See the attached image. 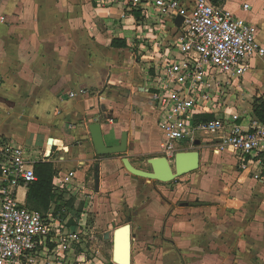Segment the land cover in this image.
<instances>
[{
	"label": "rangeland",
	"instance_id": "374dc122",
	"mask_svg": "<svg viewBox=\"0 0 264 264\" xmlns=\"http://www.w3.org/2000/svg\"><path fill=\"white\" fill-rule=\"evenodd\" d=\"M118 11H114L115 15L96 14V27L100 32L97 33L111 37L125 32L127 46L117 48L131 53L118 55L115 52L107 57L105 72L117 82L113 84L108 79L102 88L87 89L88 96L97 97L99 101L101 96L106 99L105 107L98 104L88 120L94 122L99 115L100 122L107 124V135L112 133L109 125L117 120L133 121L122 126L123 131L132 134L127 152L107 158L120 163L122 157L132 156L139 163L138 168L151 171L148 159L165 155L159 151L161 134L156 126L153 103L149 96L140 94V84H137L142 79L147 87L153 84L150 64L141 62L142 51L147 53L148 43L136 34L140 29L145 30L142 24L148 19L141 15L139 21L122 22L123 18L130 19L131 12L125 11L120 16ZM254 16L248 11L243 17L255 22ZM141 42L145 48H140ZM256 70L264 76V64H259ZM229 104L236 115L254 116L249 100L229 99ZM145 132L153 140H143L140 136ZM198 136L203 138L200 144L184 151H199L200 166L177 180L148 181L132 175L122 166L130 182H120L122 188L117 190L101 189L100 183V190L96 192L93 166L84 184L72 181L57 189L63 198L52 204L50 213L58 218L62 235L48 244L47 261L55 262L60 257L69 264H116L112 261V241L105 234L112 235L117 227L128 223L132 228V264H264V187L243 175L228 150L218 153L209 135L198 133ZM120 141L119 135L106 142L119 145ZM186 146V141L179 143V149ZM144 151L150 152L139 154ZM28 155L30 157L29 152ZM101 157L97 155L98 159ZM169 159L174 167L175 156ZM141 186L155 189L168 207L167 212L159 211L163 214L160 216H157L158 211L154 215V212H142V204L150 196L145 199L139 193ZM115 191L117 195L111 200ZM24 197L25 189L19 188L18 199L23 202ZM151 201L155 209L158 200L151 197ZM155 217L156 222H152Z\"/></svg>",
	"mask_w": 264,
	"mask_h": 264
},
{
	"label": "crops",
	"instance_id": "0c3cea01",
	"mask_svg": "<svg viewBox=\"0 0 264 264\" xmlns=\"http://www.w3.org/2000/svg\"><path fill=\"white\" fill-rule=\"evenodd\" d=\"M212 1L224 5L240 17L252 11L255 15L254 23L259 28L258 40L264 46V0ZM245 4H250L251 9L244 10ZM115 10H120L117 12L120 16L125 11L131 12L121 4L103 7L90 0H0V137L23 145L27 155L29 152V158L35 163L53 162L55 168L58 167L56 174L75 171L73 181L79 185L85 183L91 168L98 166L99 176H102L101 189L117 190L122 188L120 182H130L122 169V161L119 163L118 160H110L108 155H100L102 157L98 159L99 154L94 148L88 128V125L93 123L88 118L98 104L105 107L106 99L101 96L99 101L97 97L88 96L87 91L95 86L104 87L108 79L109 82L116 83V79H111L109 73L105 72L107 57L115 52H118V55L129 52L111 45L112 38L126 39L125 32L120 31V35L111 37L98 34L100 32L96 27V14L115 15ZM129 16L130 19L123 18L122 22L139 21L132 12ZM156 18H148L147 23H150L147 26L143 25L144 22L142 24L145 30L136 32L137 38H143L148 43L147 53L142 51L144 54L141 55V62L147 61L150 64L153 84L147 87L143 79L137 84L141 86L138 87L140 94L149 97L154 86V71L151 67L153 49L162 42L163 37L160 33L158 37L152 27L160 21L159 16ZM145 46L143 42L140 43V48ZM259 64H264V57H257L250 71L243 77H235L227 87L230 100H249L251 110L253 97L256 94H264V76L256 70ZM83 89L84 93L81 92ZM70 92L76 93L75 97H71ZM152 105L155 110L154 104ZM233 110L235 112L234 108ZM127 123L130 125L133 121L117 120L109 125L112 133L107 135V124L102 122L106 141L110 142L113 137L121 136L122 126ZM156 126L158 127L157 123ZM158 129L162 140L161 130L159 127ZM128 134L129 145L132 134ZM140 137L147 141L153 140L146 132ZM160 144L161 141V152ZM192 146L187 144L178 151ZM148 152L139 154L147 155ZM40 153L43 158L39 156ZM129 158L135 166L139 164L132 156ZM55 175L54 187L57 190L59 188L55 186ZM243 175L248 176L247 173ZM22 188L25 189V204L28 187ZM139 191L145 199L150 196L143 202L142 212H154L153 215L157 214L156 211L167 212L168 207L164 206L155 189L141 186ZM114 195H117V192L111 195V200ZM151 197L156 202L158 200L155 209L152 208ZM160 215L163 214L159 212L157 216ZM152 222H156V217Z\"/></svg>",
	"mask_w": 264,
	"mask_h": 264
},
{
	"label": "built area",
	"instance_id": "2783aa9c",
	"mask_svg": "<svg viewBox=\"0 0 264 264\" xmlns=\"http://www.w3.org/2000/svg\"><path fill=\"white\" fill-rule=\"evenodd\" d=\"M90 1L103 7L121 4L147 19L160 17L153 26L163 37L153 49L150 98L162 133L161 152L174 157L180 142L195 145L203 140L198 133L209 135L218 153L228 150L238 168L264 187V122L236 115L227 92L235 77L264 57L258 26L212 0ZM178 16L183 17L180 25ZM34 164L23 145L0 137V264H69L60 257L47 261L48 244L62 235L58 218L18 199L19 188L37 179ZM74 177L75 171L59 172L55 186Z\"/></svg>",
	"mask_w": 264,
	"mask_h": 264
},
{
	"label": "water",
	"instance_id": "95a60500",
	"mask_svg": "<svg viewBox=\"0 0 264 264\" xmlns=\"http://www.w3.org/2000/svg\"><path fill=\"white\" fill-rule=\"evenodd\" d=\"M183 21L182 16L176 18V23L181 24ZM94 148L99 155L123 154L128 150V131H123L119 145H108L102 125L100 116L95 117V121L88 125ZM200 141H196L195 145H199ZM124 168L134 176L142 177L148 181H158L160 183H168L177 180L180 176L194 171L200 166V152L193 151H179L175 155L174 167L170 163L167 156H156L148 159L151 165V171H147L135 166L131 159L127 156L121 158ZM95 191L100 190V176L99 167L95 168ZM123 231L124 233V248L121 250L118 247V234ZM107 239L112 241V261L116 264H132V228L130 224H125L117 227L114 232H107L105 234ZM123 257V261L121 260Z\"/></svg>",
	"mask_w": 264,
	"mask_h": 264
},
{
	"label": "trees",
	"instance_id": "16d2710c",
	"mask_svg": "<svg viewBox=\"0 0 264 264\" xmlns=\"http://www.w3.org/2000/svg\"><path fill=\"white\" fill-rule=\"evenodd\" d=\"M215 2L217 0H214ZM136 20L141 19V11H132ZM111 45L113 47H126V41L123 38H113ZM252 111L254 116L261 122H264V94H256L253 97ZM212 115H207L205 119H210ZM37 179L30 183L26 193L25 205L41 213H47L52 208L55 201L63 198L62 193L56 191L54 187V175L56 168L51 161H38L34 164ZM71 225L74 224L70 222Z\"/></svg>",
	"mask_w": 264,
	"mask_h": 264
},
{
	"label": "bare ground",
	"instance_id": "6f19581e",
	"mask_svg": "<svg viewBox=\"0 0 264 264\" xmlns=\"http://www.w3.org/2000/svg\"><path fill=\"white\" fill-rule=\"evenodd\" d=\"M117 240H118V247L121 250H123V248H124V242H125L124 241V233H123V231L119 232ZM121 260L123 261V257H121Z\"/></svg>",
	"mask_w": 264,
	"mask_h": 264
},
{
	"label": "flooded vegetation",
	"instance_id": "af4514ba",
	"mask_svg": "<svg viewBox=\"0 0 264 264\" xmlns=\"http://www.w3.org/2000/svg\"><path fill=\"white\" fill-rule=\"evenodd\" d=\"M112 244V243H111Z\"/></svg>",
	"mask_w": 264,
	"mask_h": 264
}]
</instances>
